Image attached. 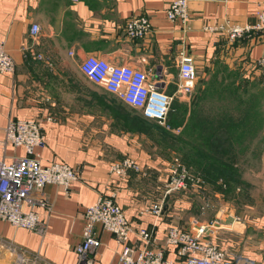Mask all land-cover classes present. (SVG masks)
Returning a JSON list of instances; mask_svg holds the SVG:
<instances>
[{"label":"crops","instance_id":"1","mask_svg":"<svg viewBox=\"0 0 264 264\" xmlns=\"http://www.w3.org/2000/svg\"><path fill=\"white\" fill-rule=\"evenodd\" d=\"M170 1L0 0V39L16 65L13 74L0 73V161L9 163L24 154L22 147L2 146L7 121L34 119L45 135L44 146L36 150L41 163L60 161L79 174L68 188L44 185L48 206L35 207L36 229L0 219V264H76L84 211L100 195H112L127 220L135 228L152 230L161 245L168 226L191 229L197 220L179 217L178 201L188 198L189 189L176 191L179 196L165 194L174 140L178 145L230 146L224 154L234 159L238 151L244 160L253 151L250 146L262 140L264 69L257 60L264 54V32L230 42L224 35L205 32L203 26L225 18L252 23L264 0H187L186 24L168 19ZM137 16L149 20L151 33L130 39L124 26ZM32 23L40 27L36 35L30 33ZM181 50L192 56L197 78L191 93L178 98ZM87 55L149 70V81L172 96L169 127L143 117L138 109L90 81L79 68ZM139 116L169 134L150 136L132 127L131 120ZM175 128H179L177 135ZM124 157L133 159L140 171H129L120 179L109 172V165ZM211 192L224 200L220 191ZM161 197L165 205L157 221L140 213ZM28 208L22 204V210ZM225 217L230 229L236 221L232 215ZM96 231L99 244L90 256L92 264H119L121 247L113 235L99 224ZM165 257L174 259V248L167 247Z\"/></svg>","mask_w":264,"mask_h":264},{"label":"built area","instance_id":"2","mask_svg":"<svg viewBox=\"0 0 264 264\" xmlns=\"http://www.w3.org/2000/svg\"><path fill=\"white\" fill-rule=\"evenodd\" d=\"M166 14L171 21H188V1L171 0ZM208 33L224 35L233 42L250 33L264 32V2L255 11L252 23H236L230 19L203 26ZM40 27L37 23L30 25V33L38 34ZM126 36L130 39H143L151 33L149 20L144 16L130 18L124 26ZM35 57L41 58L40 54ZM144 61L143 58L140 59ZM178 98L187 96L193 90L197 73L192 56L181 50L178 53ZM257 65L264 69V54L257 60ZM81 72L92 82L101 85L107 91L116 95L124 103L139 110L143 117L167 125L172 96L159 89L157 83L149 81V70L134 67L127 63H113L95 55H87L79 62ZM15 62L0 39V73L13 74ZM10 144L22 147L24 154L15 156L11 162L0 161V219L15 227L36 229L39 224V214L35 207H47L48 202L42 194L45 184L52 183L68 188L79 178L75 168L60 161H52L43 165L36 151L45 144V135L40 123L34 119H9L4 128L2 146ZM129 171H140L136 162L127 157L109 165V172L120 179L126 178ZM165 194L174 190L193 189L199 191L206 186V181L199 175L192 174L186 167L171 162ZM29 208L22 210V204ZM164 197H161L147 207L142 208L141 214H149L157 221L163 213ZM209 202L201 205V211L209 207ZM226 213L222 208L215 212L213 219L208 221L194 220L191 229H185L172 224L167 227L163 244L152 230L145 227L135 228L125 217L123 210L114 201L112 195H100L96 201L88 205L84 211L81 241L76 247L77 263L92 264L91 254L96 250L99 240L96 224L110 232L119 252V264H264L250 257L235 253L220 247L210 240L209 236L216 229L226 228L221 217ZM135 240H131V236ZM167 247L174 248L175 258L165 257ZM11 250L16 248L11 246ZM22 262V261H21ZM25 264V263H24Z\"/></svg>","mask_w":264,"mask_h":264},{"label":"rangeland","instance_id":"3","mask_svg":"<svg viewBox=\"0 0 264 264\" xmlns=\"http://www.w3.org/2000/svg\"><path fill=\"white\" fill-rule=\"evenodd\" d=\"M178 131L179 128H175L174 133L177 135ZM250 147L253 148V151L245 157V160L243 155H238V151L234 155V165L240 171V174L242 172L238 179L243 182L239 184V186H244L243 190L238 191L235 197L234 190H229L233 191V193L229 192L227 194L230 198L222 196L221 199L224 200L220 201L211 192L212 190L219 192L217 187L206 182V186L199 191L193 189L187 191L185 195L188 198L178 201V212L180 219L190 216L198 221H208L214 218L216 208L223 205V208L226 209L225 215H232L236 223L230 229L227 225H225L226 229H216V232L209 236L210 240L226 250L262 262L264 260V136L258 144ZM171 148L174 152L170 154L172 162L178 163V158L182 162L181 155H178V144L173 143ZM125 158L127 157L122 159ZM195 175L201 176L197 173ZM167 178L166 185H168V180L171 179L169 174ZM176 191L178 190H174L171 194L174 193L173 195L179 196L180 194ZM205 202H209L210 205L202 212L201 205ZM185 203L186 207H184ZM225 215L221 217L225 219ZM224 222L229 223L228 219L222 221V223ZM15 264H18V262Z\"/></svg>","mask_w":264,"mask_h":264},{"label":"trees","instance_id":"4","mask_svg":"<svg viewBox=\"0 0 264 264\" xmlns=\"http://www.w3.org/2000/svg\"><path fill=\"white\" fill-rule=\"evenodd\" d=\"M131 125L141 132L148 133L150 136L159 132L158 134H161L165 138L169 134L167 131L162 130L156 123L147 122L140 116L139 118L133 117ZM174 143L178 144L177 139L174 140ZM178 149H182L181 151H183L181 153L183 163L181 162V164L194 174H200L207 183L209 182L215 185L223 196L229 197L227 194L229 192L233 193V191L229 190H234L235 197L238 191L244 189V186H239L243 182L238 179L241 174L234 165V159H230V156L223 152L224 149L230 150V146L191 145L184 143L178 145ZM236 188H239V190L236 191Z\"/></svg>","mask_w":264,"mask_h":264}]
</instances>
